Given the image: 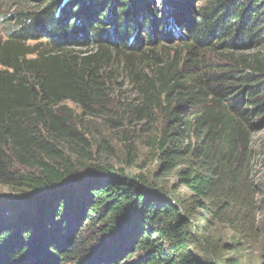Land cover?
Wrapping results in <instances>:
<instances>
[{
    "label": "trees",
    "instance_id": "16d2710c",
    "mask_svg": "<svg viewBox=\"0 0 264 264\" xmlns=\"http://www.w3.org/2000/svg\"><path fill=\"white\" fill-rule=\"evenodd\" d=\"M39 1L5 15L0 36V186L13 195L0 198V264H216L192 249L200 218L231 230L229 251L259 244L264 0ZM125 84L132 136L149 135L173 184L97 162L109 145L93 152L65 105L108 113Z\"/></svg>",
    "mask_w": 264,
    "mask_h": 264
},
{
    "label": "rangeland",
    "instance_id": "374dc122",
    "mask_svg": "<svg viewBox=\"0 0 264 264\" xmlns=\"http://www.w3.org/2000/svg\"><path fill=\"white\" fill-rule=\"evenodd\" d=\"M157 3H161V0H156ZM42 3L39 0H0V36H4L12 25H8L4 19L5 15H11L15 13L21 7L29 8L37 4ZM41 5V4H40ZM137 97L136 89L133 86L125 84L121 90L115 89L108 103L110 112L99 113L97 116L87 115L83 110L75 103L67 101L65 105L74 113L77 124L83 132L87 135L88 139L94 143L92 151H96L97 144L106 142L110 150H98L96 154H93L94 159L99 163H108L111 165H119L127 167L129 171L141 172L150 179L157 181L163 185L173 184L177 181L178 177L176 172L164 173L161 163L157 158L156 150L149 144V135L147 133L142 134L141 137H133V127L128 119L134 118L133 110L128 108L129 101ZM118 114L124 116V125L120 129H115L110 122V118ZM158 115V112H154ZM141 125V124H139ZM125 129V130H124ZM123 131L130 134L129 141L134 143L136 151L137 162L135 165L130 166L125 161L127 140H125ZM132 133V134H131ZM253 148L255 153V170L257 181L263 191L262 197H264V129L255 133L253 137ZM85 163V162H84ZM181 189V188H179ZM1 197H13L12 192L6 188L0 186V198ZM206 214V213H205ZM264 217V206L262 214ZM202 226L203 228L196 231L197 247L192 248L195 252L199 251V248L204 250L205 253L213 257L216 264H234L233 260L238 262L235 264H264L263 246L264 237L259 244L247 243L244 240L239 239L240 247L237 251H229L226 243L233 242V234L231 230L226 226H218L210 221H204L200 218L197 223V229ZM203 252V253H204Z\"/></svg>",
    "mask_w": 264,
    "mask_h": 264
}]
</instances>
